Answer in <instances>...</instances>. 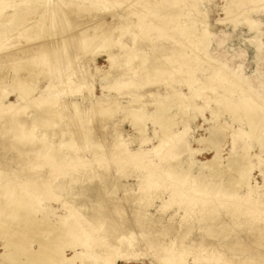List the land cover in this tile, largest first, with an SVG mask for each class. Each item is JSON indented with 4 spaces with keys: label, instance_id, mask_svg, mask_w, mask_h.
Here are the masks:
<instances>
[{
    "label": "bare ground",
    "instance_id": "1",
    "mask_svg": "<svg viewBox=\"0 0 264 264\" xmlns=\"http://www.w3.org/2000/svg\"><path fill=\"white\" fill-rule=\"evenodd\" d=\"M196 1L0 0V70L3 66H7L0 73V164L22 158L19 164L20 170L16 171L12 168L0 170V182L12 180L8 175L14 174V186L0 189V250H3L0 253V264H88L89 261H94L92 264H118V262L130 264V256L136 254L135 246H139L142 242L151 250H154L155 246L165 247L167 243L164 242V236L168 235H170L169 244L172 238L175 239L178 247L176 251L181 255L179 259L185 264H196L195 258L188 255L194 252L205 253L206 258L203 259L207 264L210 262L264 264V183L262 187L250 185L246 173L248 167L264 165V160L256 159V163L253 164L248 154L251 145L243 141L239 148L241 154L230 156L226 159L223 169L220 168L222 158L219 149L224 132L230 126L229 123L224 122L212 127L210 136L198 141L204 142L206 147L213 150L211 159L202 165L198 188L181 190L182 185L187 186L196 180V177L189 173V169L178 172L173 167L166 168L167 164L179 159L181 154L190 157L195 152L190 148L188 140H181L187 133L188 126L180 132L172 130V126L176 124L175 117L178 115L171 112L174 107L183 111L188 108L199 109L202 106H198L202 103L196 102L199 99L206 104L213 100L217 107L223 106V109L231 114V123L238 122L247 126L246 130L240 129L237 132L238 137L250 139L255 137L252 136L253 133H257L256 140H259L264 136V110L255 103V93L253 94L249 85L245 82L237 83L236 78L233 77L234 74L237 75L236 73L228 76L225 65L222 64L217 66L218 68L205 65L200 71L204 80L195 76V73L201 69L200 65L203 62L199 58L204 54L203 51H207L210 44L208 38L211 36V33L206 36L209 31L208 25H200L202 27L198 29L197 20L188 21L190 10L196 7ZM125 3L128 4L123 7ZM230 4L233 5L234 10L237 9V14L242 16L241 23L244 27L246 26L249 32L255 31V36L250 40L254 42L250 43L252 45L255 43V55L258 57L264 43H258L261 21L255 16L258 11L264 12V0H231ZM99 5L101 8H98ZM119 8L125 9L128 13H138L135 21L128 16L116 14L115 11ZM143 8L146 12L142 11ZM8 9L11 13L3 14V11ZM154 10H157L156 17L150 15ZM230 11L231 9L227 8V12ZM108 15L111 17L109 22L105 20ZM144 21L145 26H143ZM62 26L63 28L70 26L72 31L62 33L60 30ZM126 35L133 38L130 46L122 42V38ZM179 35L183 37L180 39L182 41L177 40ZM55 39L61 40L60 43ZM62 39L72 43L63 46ZM138 39L144 44L139 48L136 47ZM164 40L170 43L169 46L163 44ZM160 43L162 47H159ZM199 43L203 46L199 58L193 54V51L185 52L187 47L190 46L192 49ZM145 45H149L150 48ZM73 49H76L74 57H67ZM99 54L104 55L110 64L109 71L104 73L105 77L102 79L105 83L100 80L101 90H108V93L110 90L115 91L117 96L113 98L116 101L117 98L127 95L131 96L130 100L126 103L112 101L113 103L106 109L97 108L101 120L97 122V119H94L97 114L93 120L91 119L92 112H95L93 111L96 108L95 103L108 104L105 97H110L109 94L98 100L94 97L96 100L91 98L90 101V119L83 120L86 111L75 109L74 114L66 116L64 120L58 109V102L60 104L62 100L66 101L65 99L81 88H85L92 96L94 86L89 79L102 73V70L95 65V59ZM153 54L155 56L150 59V55ZM201 58L204 60L203 56ZM11 70L13 73L8 76V71ZM177 74L182 79H178L176 85H165L167 88L163 96L157 95V91V94L151 93L150 96L160 99L148 106L151 112H143L147 104L139 103L140 99L134 98L133 95L143 88L156 86L161 81L167 84L175 80ZM193 76L196 77L193 79L194 82L203 80L198 83L200 84L198 91H196L197 85L194 86L193 81L190 80ZM42 78L46 83L39 96L34 98L33 94L37 90L34 81H41ZM65 85L71 87L61 91L62 93L53 94ZM185 86L187 93L182 91ZM211 88H215L216 91H211ZM193 90L196 93L193 94ZM9 93L15 94V101L6 103ZM77 104L79 103L72 101L68 106L77 107ZM116 110L124 114L122 118L120 117L121 127L122 122L127 119L137 133V137H144L145 127H138L134 123L152 120L153 125H157L161 132L157 143L147 151L130 150L125 141L126 134L124 132L123 135L118 124L113 125L109 130L106 127L104 130L101 129V131L107 130L108 133L112 132L109 135V137L113 136L108 146L110 154L105 150L106 145L89 141L93 131L96 128L100 129L98 125L106 126L103 121L107 122ZM218 113L217 109H212L210 115L215 118ZM72 117H76L77 121ZM47 124L51 125V129L60 128L58 135L47 137L46 130H43ZM71 124H74V127ZM96 125L99 129L95 127ZM263 142H260L261 148ZM103 149L108 155L102 151ZM88 152L92 154L91 159L85 158ZM103 153L105 159L110 158L115 162L117 167L115 174L100 175V169L93 167L97 163L100 164L96 157ZM7 156L10 159H6ZM42 163H47L49 169L43 171L45 175L42 172L41 175H37L36 170ZM124 163L131 166L140 165L139 173L136 175L132 173L133 171L127 173L125 165H122ZM192 164L193 161H189L188 168ZM77 166L82 168L77 169ZM204 169L207 174L202 172ZM24 171L36 174L30 175L29 178L18 179L19 174H23ZM84 172L86 178L79 180L77 175L83 176ZM130 176H133L137 182L136 190L120 180L122 177ZM210 179H219L222 182L212 189L211 185L209 186ZM31 180H34L35 185L18 183ZM95 180L96 183H101L98 184L101 190L98 194L99 200L96 199L97 203H103L109 198L114 199L115 195L121 193L117 198L122 203L118 207L115 206L117 207L115 212L104 209L102 212L106 213L103 215L100 211L101 206L104 205L101 204L98 206L100 211L97 210L95 215H88L87 208L82 207L84 201L81 207H72L66 201H60L58 208L52 211L46 209L38 216L37 212H40L38 202L41 204L45 195L51 196L47 189H53L52 196L55 197V191L67 194L70 188L80 186L81 183L87 187ZM45 181L48 184H44ZM54 182L58 184L54 185ZM83 186L80 187L86 188ZM236 187L245 188V193L241 195ZM81 188L80 190H83ZM77 195L74 197L76 198ZM217 195L222 198L214 199ZM207 196H213L211 198L216 202L208 198V200L204 199ZM34 199H37V204ZM22 201L28 205L20 206ZM73 201L76 202V199ZM123 202H132L136 206L133 207L134 210L132 209L135 215L133 221L131 220L128 225L125 224L126 222L123 223L128 228V232H138L134 237L137 242L128 241V232H124V228V231L118 230L121 222H117L115 217L118 215H115L125 212ZM156 202L160 204L156 205ZM172 206H177V209L183 207L179 222L177 220L178 224L176 223V226L174 224L173 237L168 234L170 228L163 225L164 213ZM49 214L55 215L53 220L44 219ZM121 217L118 220H126L120 219ZM87 219L94 228L85 225L84 221ZM155 234L162 237L161 240L154 238ZM187 258H194V262L188 263ZM174 260L176 258L167 259L154 255L151 263L175 264Z\"/></svg>",
    "mask_w": 264,
    "mask_h": 264
},
{
    "label": "rangeland",
    "instance_id": "2",
    "mask_svg": "<svg viewBox=\"0 0 264 264\" xmlns=\"http://www.w3.org/2000/svg\"><path fill=\"white\" fill-rule=\"evenodd\" d=\"M230 1L231 0H228V1L227 0H197L195 2V4H196L195 6L196 7H194L193 10H190V13H189L190 20H188V21L191 22V21L197 20V23H198L197 24V27H199L198 29H200L202 27L200 25L206 24V25L209 26V31L206 34V36H208V34L210 35V33H211L210 38H208L210 40V44H209V47H208L207 51H203V49H202L203 46H202V44L199 43L198 44L199 46L198 45H195L194 47H192V49L190 48V46H189V48L187 47V49H185L186 50L185 52H187V51L188 52L193 51V54H196L198 58L202 54V52H200V51H203V53H204L199 58V60L202 61L203 64L200 65L201 69H199L195 73V76L197 78H202L204 80V77L201 76V72L200 71L204 68L205 65L206 66L209 65L210 67H213V68H218L220 64L225 65L224 66L225 67V71L228 74V76H229V74L236 73L237 75L234 74L233 77H234V79L236 78L237 83H240V82H243L244 83L245 82V83H247L249 85V87L253 90V94L255 93V95H256V96L254 95V101H255V103L261 109L264 110V45L262 46L263 48L260 49V51H259V56L256 57V55H255L256 54V51H255V48H254L255 43L253 45L251 44L252 42H254V40L253 41H250L255 36V34H254L255 31L249 32L248 29H247V27L246 26L244 27V25L241 23V21H242V18L241 17L242 16H239V14H237V9L234 10V7H233L232 4H230ZM126 4H128V3H125V5H123V7L124 6H127ZM98 8H101V6L99 5ZM227 8L228 9L230 8L231 11L230 12H227ZM9 10L10 9L3 11V14L4 13L10 14L11 13L10 12L11 10L10 11ZM142 11L146 12V10L144 8L142 9ZM156 11L157 10H154V13H152V14L149 13V14L152 15L153 17L154 16L156 17V15H155V12ZM115 12H116V14H119V15L121 14L122 16L125 15V16H128L130 18H133L132 21H135V16L137 17V15H138V13H136V12H134V13H128L123 8H119V10H116ZM139 13H140V11H139ZM255 18H258L261 21V25H260V28H259L260 30L258 29V31H260L259 32V41L260 42H258V43H264L263 42L264 41V12L263 11H258V13L256 14ZM105 20L109 22L111 20V17L108 15V16L105 17ZM58 24H60V23H58ZM143 26H145V21L143 22ZM60 30H62V33H68L69 31L70 32L72 31L71 28H70V26H68V27L65 26L64 28L62 26V27H60ZM246 30H247V32H246ZM56 32H58L57 29H56ZM140 32H142V34L144 33V31H140ZM179 36L177 37V40H180L181 38H183L181 35H179ZM131 39L133 40V38H130L129 35H126V36H124L122 38V42H124L125 44H127L128 46H130ZM62 40H63V46H66L67 44H69V43L71 44L72 43L71 41H68V40H65V41H64V39H62ZM59 41H61V40H58V39L56 40V42H59ZM180 41H182V40H180ZM159 42H161V40H159ZM163 42H164L163 44H165V46H169L168 44H170L167 40H164ZM161 44L162 43H160L159 47L160 46L162 47ZM142 45H144L143 42H142V40L138 39V44L136 45V47L139 48ZM145 46L147 48H150V47H148L149 45H145ZM172 46H174L173 43H172ZM155 48L156 47H153V49H155ZM75 50L73 49L69 53V55H67V57L73 58L74 55H75V53H74ZM115 51H117V48H116ZM169 54H172V56H175V54H173V53H169ZM207 54L209 55L208 57L209 58L211 57L212 59L211 58L209 59L207 57ZM99 55H97V57L95 59L96 60L95 61L96 62L95 65L102 70V73H100L99 75H96V76H94V77H92V78L89 79V82L94 86V89H93V92H92V96H91V94H89L88 91H86L85 88H81V89L77 90V92L71 94V96H69L67 99H65L67 102L64 101V100H62L60 104L58 102V106H59L58 109L60 110V112H61L62 117H63L64 120L66 119V116H70L71 114H74V110L76 109V110L86 111V114L84 115L83 120L84 119L85 120L90 119L91 117H92L91 119L93 120L94 116L97 114L98 117L95 116L94 119H97L96 120L97 122H101L100 117H99V110L97 108H103V109L105 108L106 109V108H108V106L110 104L113 103L112 101H114V102H117L118 101V102L126 103L127 100H130L131 96H128L127 95V96H125L123 98L122 97L121 98L120 97L117 98V101H116V99H114L117 96V94L115 93V91H113V90L111 91L110 90L109 93H108V90L107 91L106 90L105 91H102L101 90V88L99 87L100 80L102 82H104L102 79H103V77H105V74L104 73L106 71H109L110 64H109V62L106 61V57L104 55H100V56ZM154 56H155L154 54L153 55H150V59L153 58ZM202 56H203L204 60L201 58ZM205 59L208 61V63H207V61H205ZM209 60L210 61L212 60V62H210ZM202 62H200V63H202ZM224 67H222V68L224 69ZM6 68H7V66H3L1 68V70H0V73L3 72V70H5ZM8 72H9L8 73V76H11L12 73H13L12 70H11V72L10 71H8ZM178 76H179V74H177L175 80H171L167 84L164 83L163 81H161V82H158L156 84V86L150 87L151 89L149 87H148L149 90L147 88H143L144 90L141 89L139 92L136 93V95H133L134 98H139L141 100L140 101L138 99L139 100L138 101L139 103H146L147 104V107L145 108V110L143 112H151L150 111V107L148 108V106L152 105L153 102H155V101L157 102L160 99V97L159 98H155L153 96H150V94L151 93L157 94V92H158L157 95H162L163 96L165 94V92H166L165 89L167 88L165 85H173V84H175V82L178 79L179 80L182 79L181 76H179V77ZM195 76H193L192 79H190V80H191V82L193 81L192 83H193L194 86H195V84L197 85V87H196L197 90L196 91H198L199 88H200V84H198V83H201L203 80L202 81L200 80L198 83L197 82H194L193 79L196 78ZM108 79H110V77H108ZM43 80H44V78H42L41 81H38V80L34 81L35 87H37V90L33 94V97L34 98H37L39 96V93L44 88V85L46 83V80L45 81H43ZM5 84H7V83H5ZM70 87H71V85L61 86L58 90H56L55 92H53V94H57V92L62 93L61 91L66 90V89H68ZM163 90H164V92H163ZM7 91L10 92L11 90L10 89H7ZM182 91L185 92V93H187L188 92L187 87L186 86L183 87L182 88ZM211 91H216V89L215 88H211ZM194 93H196L195 90H193V94ZM107 94H109V97L111 98L110 99L108 97H105V100H106V102L108 104L98 105V103H95L94 107H96V108H94L95 110H93V111H95L94 112L95 114L92 112L91 117H90L89 109L91 108L90 107L91 98H93L94 101H95L96 99L98 100V99L102 98L104 95L106 96ZM197 94H198V92H197ZM59 95H63V94H59ZM143 95H144V97H143ZM146 95L148 96V98H147ZM54 99H57V98H54ZM14 101H15V94L14 93H9V95L7 96L5 102L8 103V102H14ZM72 101H76L77 103H79V104H77V107H72V106L69 107L71 105ZM98 102L100 103L102 101H98ZM196 102H197V104L202 103V104L198 105V106H201L202 105L199 109H190V108H188L187 110L183 111V110H180V109H177V108L174 107L171 110L172 113H174V114L177 113L178 114L175 117V123L176 124L174 126H172V130L173 131H179L180 132V131H182V129L185 126H188V131L181 138V140H183V141L188 140L189 143H190V148L195 151L190 157L187 156L186 154H181L179 156V159H176V160H174V162H171V164H167L166 165V168L167 169L173 167V169H175V171L177 169L178 172L185 171V170L187 171L189 169L188 170L189 173L193 177H196V180L195 181H192L187 186H183L182 185L181 186V190H188V188H191V189L198 188V183L201 180L199 178V176L201 174V170H202V167H203L202 165L206 161L210 160L211 157L213 156V150L210 149V148H208V147H206V145L204 144V142H198V141L200 139H204L206 137H209L210 134H211L210 131H212V127H217L220 124H223L224 122L229 123L230 126L224 132V135H223L224 138L222 137V144H221V147L219 149L220 156L222 158V163L220 165V168L223 169L224 165L226 164V159L227 158H229L230 156H237V155H239V153L241 154V150L239 148L243 144V141H245L246 144H250L251 145V149L248 151V154L251 156V159L250 160H251V162L253 164L256 163V159L264 160V145H263L262 148L260 147V145H261L260 142H263L264 141V136H262L261 138H259V140L258 139L256 140L257 133H253L252 136H255V137H251L250 139H244L243 137H238L237 136V132L240 131V129L241 130H246L247 129V126L246 125H240L238 122L231 123V121H232L231 114L228 113V112H226L223 109L224 108L223 106H218L217 107L216 103L213 102V100L210 101V103H207V104L204 103V102H202L201 99H199ZM67 107H69V108H67ZM212 109H217L218 112H219L218 115L215 118L211 117V115H210V112H211ZM120 113H119L118 110H116L113 113V115L110 116L109 119H107V122H105V120H104L103 123L106 124V126L105 125H101V124H100L101 125L100 126L94 120V122L97 123V125L100 127V129H99V127L97 125L95 126V127H98L99 130H97V128H96V130L93 131V135H91V139L89 138V141H93V142L94 141H97V142H99V144L106 145L104 147L105 148L107 147V148L106 149L104 148V149L106 150V152L108 151V153H109L108 146H109L110 141H111V139L113 137V136L109 137V135L112 132L111 133L110 132L108 133L107 130L106 131H101V129L104 130V127L108 128V130L110 128L112 129V126L115 125V124H118L119 125V128H120L121 125H120L119 122H120V119L124 116V114H122V113L120 114ZM72 118L74 120L76 119V121H77V118L76 117H72ZM134 125H136L138 127H141V128L142 127H145L144 137H141V136H138L137 137V133L134 131L132 125L128 122L127 119L122 122V127H121L122 129L120 128V130H122V132H123V135L126 134V136H124V137H125V141H127V143H128V148L130 150H133V151L145 150V151H147V150L151 149L152 146L154 144H156L157 143V140H159V138L161 137L160 136L161 135V132H160L159 127L157 125H153L152 120H147L144 123L143 122L142 123L141 122H137V123H134ZM71 126L74 127V124L73 125L71 124ZM50 129H51V125H48V124L45 125L44 128H43V130H46V133L48 134L47 137H52L54 135H58V131L60 130V128H54V129H51V130ZM209 129H211V130H209ZM124 132H125V134H124ZM155 132L157 134H155ZM74 135L76 136V133ZM74 135H72V136H74ZM77 136H78V132H77ZM104 138H106V139H104ZM131 141H132V143H131ZM138 141H139V143H138ZM143 141H145L146 143L145 142L143 143ZM140 145H142V146H140ZM104 149L102 151H104V153L108 155V153H106ZM10 152H14V151L10 150ZM104 153H103V155L99 154L96 157V159H99V163L100 164L97 163L93 167L94 168L95 167H98L100 169V175L115 174V172L117 170V167H115L116 166L115 162L114 161H111L110 158H106L105 159L106 156L104 155ZM87 155L85 154V158L86 157H87V159H91L92 158L91 157L92 156L91 153L88 152ZM6 159H10L9 156H7ZM21 159L22 158H17V160H15V161L8 160V161H6V163L0 164V170L6 169V168H12V169H14L16 171L20 170L19 169V164H21V162H20ZM191 160L193 161V164H192V166L190 168H188L189 167L188 166V162L191 161ZM122 165H125L124 168L126 169V171L128 170L127 173H130L132 171H133L132 173H134L135 175L139 173L138 167H140V165H138V164L135 165L136 167L135 166H131V165H127V163L126 164L124 163ZM58 168H60V167H58ZM76 168L77 169H81L82 167L81 166H77ZM87 168H90V167H87ZM47 169H49V165L47 163H42L41 166L38 167L37 170H36L37 171V175H39V174L41 175V172L44 173V175H45V172H43V171L44 170H47ZM246 171H247L246 172L247 173V177H249L250 185H252V186L257 185L258 187H262L263 186V183H264V165L250 167V168L248 167V170L246 169ZM260 171H261V173H260ZM202 172L204 174H207L206 169H204V171H202ZM85 173L86 172H84V174H83L84 177L81 174H78L77 175L78 178H79V180H83V179L86 178L85 177L86 176ZM34 174H36V173H34V172L33 173H30V172L24 171L23 174L22 173L19 174V177L20 178H18V179L21 180V179H24V178H29L30 175H34ZM13 175H14L13 173L12 174L9 173V175H8L10 177V179H12V180H9V181L8 180H4L3 182H0V185L2 187L0 189H3L4 187H7V186H10V187L14 186V177H13ZM4 176H6V175H4ZM46 176H47V174H46ZM81 178H83V179H81ZM122 178H120L121 182H123V183L126 182L125 183L126 185H130L131 187L133 186L134 190L137 189V185H135L137 182L135 181V178L133 176H130V177H122ZM125 178H126V180H125ZM20 180H18V181H20ZM175 180H177V179L175 178ZM209 182H210L209 186L211 185L210 187L213 189V188L217 187L222 181H220L219 179H210ZM18 183H23V184H28V185H32V184L35 185L34 184V180H31L29 182L25 181V182H18ZM56 183L57 182H54L53 184L56 185ZM44 184H48V182L45 181ZM81 184H80V186H83V184L82 185ZM98 184L101 185V183H99V182L96 183V180H95L92 183H90V185H87V187L86 186H83V187H86V188H81L79 185H77V186H74L73 189L70 188V191L68 190L69 193H67V194L66 193L64 194L63 192H59L58 193V191H55V193H56V194H54L55 197L52 196L53 195L52 194V191H54V190L53 189H47L48 192L51 194V196L45 195L43 197V200H42V203L41 204L39 202L37 204V199H34V201H36L35 204L39 205L38 211H40V212H37L38 216H40L41 215V212L44 211V210H46V209H49V210L52 211V210L58 208V206H60V201H66L69 204V206H72V207H76V206L77 207L78 206L81 207L83 205V203L85 202L86 205L84 203V205L82 207L87 208V211H89V212H87V213L85 212V213L88 214V215H91V214L92 215H95V212H97V210L100 211V209H99L98 206L101 205V204L104 205V206H101L103 209L101 208V211L100 212H102V211L104 212V209H105V211L106 210L107 211H109V210L110 211H114L115 208H117L122 203L121 200L117 198L118 196L121 195V193L115 195V198L114 199L113 198H109V200L107 199L103 203L99 202L100 203L99 204V203H97V200H99L98 199V196H99L98 194L100 192L99 190H101V189L98 187ZM157 185H160V184H157ZM179 185H181V184H179ZM80 188L83 189V190H80ZM154 189H158V187H154ZM170 190L171 189H169V191ZM236 190L241 195L245 193V188H241V187L240 188L239 187L237 188L236 187ZM119 191H121V190H119ZM70 192H72V193L75 192V193L72 194ZM80 192H81V194H80ZM75 195H77L76 198L74 197ZM91 195H93V196H91ZM84 196H85V199H84ZM87 196H89L88 197L89 199L87 198ZM94 197H95V199H94ZM211 197H213V196H207L204 199H206V200L210 199V200L214 201ZM215 197L216 198H214V199L222 198V197H220V195H217ZM75 199H76V202L73 201ZM78 199H79V201H77ZM133 199L134 198H132L131 201H133ZM91 200L92 201L94 200L93 201L94 203L91 202ZM70 201L73 202V204ZM80 201H81V203H80ZM22 202L23 203H21L20 206H23V204L28 205L25 201H22ZM215 202L216 201H214V203ZM156 203H155L156 205L160 204L158 202H156ZM115 206H117V207H115ZM123 206L125 208V209L123 208V211H125V212L120 213V215L122 217L119 215V213H117L116 215L114 213L115 216L118 215L117 217L114 216L117 219V222L118 221H119V223L121 222L120 223V226L123 225V226H121L122 229L120 228V226L118 227L119 232L124 231V229H125L124 232H126L128 228L125 227V226L128 225V223H131V220L133 221V218L135 216L132 213V209L134 210V208L136 206L134 204H132V202L131 203H127V202L125 203V202H123ZM92 208L95 211H93ZM181 209H183V207H181ZM181 209H177V206H172L168 211H166V213H164L163 222H165V223L163 225L164 226H168L170 228V230L171 229L173 230V231L171 230V233H170V230H168V234H171V236L174 235V233H175L174 232V229L175 228L173 229V227H174V224L176 226V223L178 224V222H179V216H181V214H182V212H181L182 210ZM173 210H174L175 213L173 212ZM60 211L64 212L63 210H60ZM151 212H152V210H151ZM105 213H103V215ZM126 213L127 214L129 213V215H127ZM54 217H55V215L49 214L44 219L49 218V219H52L53 220ZM119 217H121L120 219L123 218V219H126V220H118ZM130 218H132V219H130ZM127 219H128V222H127ZM165 219H166V221H165ZM168 219H170L169 222H167ZM88 220L89 219H87L85 221L83 220L86 223V224L85 223L84 224L88 228H91V229L94 228V227H92L91 221L89 220V222H88ZM177 220H178V222H177ZM123 222L124 223L126 222L125 223L126 225ZM167 224H169V225H167ZM131 233L130 232L127 233L128 234L127 236L129 238L128 241L131 242L133 240H136V242H137V239H135L134 237H136L135 236V233L138 234V232L131 231ZM129 234H131V235L129 236ZM169 237H170V235H168L166 237L164 236V239H165L164 242L167 243L165 245V247L155 246L153 248L154 250L149 249V247L143 245L142 242H141V244H139V246H135L134 248L136 250V254L130 256L131 257V263L130 264H152L151 263L152 262V256H154V255L155 256L156 255L157 256H162V257L167 258V259H175L176 258V260H174L176 262L175 264H185V262L182 259H179L181 255H180V252L177 253V251H176L178 249V247L175 244V239L172 238V242H171V244H169V240H168ZM154 238H157L158 240H161L162 237H160V236H158V235L155 234ZM2 251L3 250H0V253ZM69 253L70 252H68V254ZM194 254H196V255H194ZM194 254H192V253H189L188 254V255H190V257L192 256V257L195 258V260H194V258H192V259L191 258L190 259L187 258L186 261L188 263H193L194 261H196V262H194L196 264H207L206 262H204V259H203V258H206V255H204L205 253L202 254V253H199V252H194ZM93 262L94 261H89L88 264H90V263L92 264ZM118 264H122V263L121 262H118ZM209 264H212V263L210 262ZM221 264H224V263H221Z\"/></svg>",
    "mask_w": 264,
    "mask_h": 264
}]
</instances>
